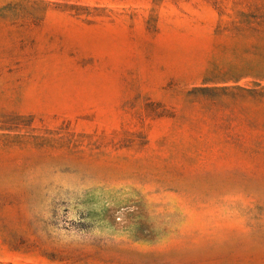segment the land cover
<instances>
[{"label": "rangeland", "instance_id": "1", "mask_svg": "<svg viewBox=\"0 0 264 264\" xmlns=\"http://www.w3.org/2000/svg\"><path fill=\"white\" fill-rule=\"evenodd\" d=\"M260 77L264 0H0V264H264Z\"/></svg>", "mask_w": 264, "mask_h": 264}, {"label": "trees", "instance_id": "2", "mask_svg": "<svg viewBox=\"0 0 264 264\" xmlns=\"http://www.w3.org/2000/svg\"><path fill=\"white\" fill-rule=\"evenodd\" d=\"M245 78L236 79L234 83L237 84ZM213 93L218 97L217 104L233 102L238 103L242 111L254 110L257 112V117L243 119L242 137L238 136L228 144L240 153V159L256 166H264V77L257 78L252 87L236 86L213 90ZM224 126L229 128L230 123H226Z\"/></svg>", "mask_w": 264, "mask_h": 264}]
</instances>
